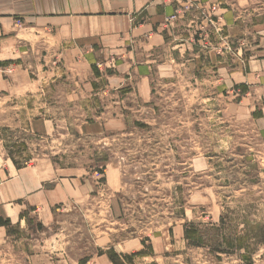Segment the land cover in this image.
Listing matches in <instances>:
<instances>
[{
	"label": "rangeland",
	"instance_id": "374dc122",
	"mask_svg": "<svg viewBox=\"0 0 264 264\" xmlns=\"http://www.w3.org/2000/svg\"><path fill=\"white\" fill-rule=\"evenodd\" d=\"M257 25L264 0L182 6L159 37L120 53L146 67L145 99L106 89L105 78L92 90L118 69L116 52L91 49L90 64L72 45L32 49L44 95L0 96V170L8 145L28 140L21 169L36 161L59 187L49 209L0 217V264H264V124L252 115L258 101L236 94V72L264 42ZM27 107L48 110L54 132L31 133ZM54 157L71 169L53 172ZM192 224L257 232L249 250L220 253L190 245Z\"/></svg>",
	"mask_w": 264,
	"mask_h": 264
},
{
	"label": "crops",
	"instance_id": "0c3cea01",
	"mask_svg": "<svg viewBox=\"0 0 264 264\" xmlns=\"http://www.w3.org/2000/svg\"><path fill=\"white\" fill-rule=\"evenodd\" d=\"M216 1L236 3V0H0V96L15 99L43 97L41 81L32 77L28 68L31 64L28 60L34 52L32 49L36 50L42 44L50 49L72 45L71 50L86 53L90 64L93 60L96 62L97 51L116 52L120 56L116 62L118 69H107L106 75L101 73L96 76L94 73L96 77L92 90L95 91L98 86L96 81L105 78L106 89L113 86L117 90L126 85L124 90L117 92L123 93V96L134 93L145 99L151 91L146 67H138L136 62L123 59L120 53H130L124 55L129 58L131 52L144 46L147 39L159 37L165 31L164 21L182 6L198 8ZM199 13L204 11L199 9ZM222 14L229 24L234 23L231 12L223 11ZM262 25L254 26V32L264 34ZM254 45L256 54L247 61L246 71L236 72V94L242 93V99L258 101L252 115L264 124V42L260 46L257 43ZM133 68L139 69L138 76L131 73ZM134 77L135 85L132 83ZM25 109L35 111V118L27 123L31 133L50 135L54 132V119L46 118L48 110ZM19 124L18 120L12 123L13 127ZM6 156L10 161L2 159L5 166L0 170V217L15 221L27 209L39 213L49 207V193L56 190L59 184L49 189L48 174L36 161L18 169L9 155ZM49 159L50 164L47 165L53 172L71 169L58 168Z\"/></svg>",
	"mask_w": 264,
	"mask_h": 264
},
{
	"label": "trees",
	"instance_id": "16d2710c",
	"mask_svg": "<svg viewBox=\"0 0 264 264\" xmlns=\"http://www.w3.org/2000/svg\"><path fill=\"white\" fill-rule=\"evenodd\" d=\"M111 73V72H110ZM9 131V130H8ZM12 132V131H9ZM27 141H20L15 142L13 145H8V154L13 163L18 167L22 168L24 166L28 165V155L24 156L23 159L19 158V151H22L21 153L24 154V152H29V148L27 146ZM26 150V151H25ZM54 164L58 168L67 169L71 168L67 166L66 164L62 163L60 158L54 157L52 158ZM107 160V158L105 159ZM225 224L221 225L220 227H207L202 228L199 226H196L194 224L189 225L185 230V237L186 240L190 243V245L194 247H204V248H210L214 252H220V253H231L236 252L238 250L242 249H250L251 244L249 243V237H254L253 231L256 233L257 229L252 228L250 231H248L247 234H243L239 229L236 228L233 229L229 233L224 232ZM259 238H262L258 234ZM261 242V241H257ZM263 242V241H262ZM117 258V255H112L111 259L115 261Z\"/></svg>",
	"mask_w": 264,
	"mask_h": 264
}]
</instances>
